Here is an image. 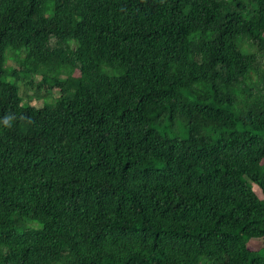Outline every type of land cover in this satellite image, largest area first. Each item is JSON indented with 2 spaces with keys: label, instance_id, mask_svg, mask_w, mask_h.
<instances>
[{
  "label": "trees",
  "instance_id": "trees-1",
  "mask_svg": "<svg viewBox=\"0 0 264 264\" xmlns=\"http://www.w3.org/2000/svg\"><path fill=\"white\" fill-rule=\"evenodd\" d=\"M0 264H264V0H0Z\"/></svg>",
  "mask_w": 264,
  "mask_h": 264
},
{
  "label": "rangeland",
  "instance_id": "rangeland-1",
  "mask_svg": "<svg viewBox=\"0 0 264 264\" xmlns=\"http://www.w3.org/2000/svg\"><path fill=\"white\" fill-rule=\"evenodd\" d=\"M6 64H7L8 66L17 67V63H16L15 60L12 59V58H9ZM37 79H39V78H37ZM53 95H54V97H57V96H58V93H57V92H54ZM31 102H32L35 106H37V107H42L44 101H43V99H36V98H33ZM254 189H255V191H256L257 194H259V195L261 194L260 191H259V189H258L257 187H254ZM262 245H263V243H262L261 241H259V240H252V242L250 243V246H251L252 248H255V249L259 248V247L262 246Z\"/></svg>",
  "mask_w": 264,
  "mask_h": 264
},
{
  "label": "clouds",
  "instance_id": "clouds-1",
  "mask_svg": "<svg viewBox=\"0 0 264 264\" xmlns=\"http://www.w3.org/2000/svg\"><path fill=\"white\" fill-rule=\"evenodd\" d=\"M7 123V121H5Z\"/></svg>",
  "mask_w": 264,
  "mask_h": 264
}]
</instances>
